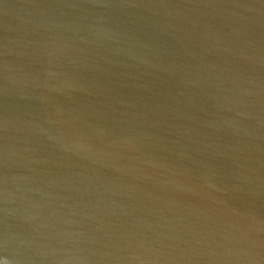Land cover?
<instances>
[{
  "label": "water",
  "instance_id": "water-1",
  "mask_svg": "<svg viewBox=\"0 0 264 264\" xmlns=\"http://www.w3.org/2000/svg\"><path fill=\"white\" fill-rule=\"evenodd\" d=\"M0 264H264V0H0Z\"/></svg>",
  "mask_w": 264,
  "mask_h": 264
}]
</instances>
